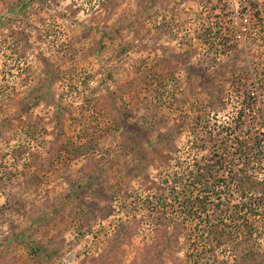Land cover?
<instances>
[{
  "label": "rangeland",
  "instance_id": "1",
  "mask_svg": "<svg viewBox=\"0 0 264 264\" xmlns=\"http://www.w3.org/2000/svg\"><path fill=\"white\" fill-rule=\"evenodd\" d=\"M0 264H264V0H0Z\"/></svg>",
  "mask_w": 264,
  "mask_h": 264
},
{
  "label": "trees",
  "instance_id": "2",
  "mask_svg": "<svg viewBox=\"0 0 264 264\" xmlns=\"http://www.w3.org/2000/svg\"><path fill=\"white\" fill-rule=\"evenodd\" d=\"M216 154H218V153H216ZM214 163H215L214 166L213 165L210 166V165L206 164L207 166H205V168H204L205 172L203 174H198V175L195 174V175L188 176V177L187 176L182 177V175H180L179 177H177V176L173 177V180H172L173 182L170 186V191L174 192V194H176L173 196V206H172L173 208L175 207V209H177V210H181L182 208L185 209L187 207V203L190 205L188 207V209H191V207L192 208L194 207L195 200L197 201L199 197H196V198H194V201H191V198L188 197V200H187V198H185V196H183V200H181L179 195L185 194L186 190L189 188L197 189L196 187H199L198 189H200L201 187H205V189H207V188H209V186L210 187L213 186L212 182H210L212 180L209 177L211 167H219V166L222 167L224 165L221 158H220V160H218V159L215 160ZM216 181L217 180L214 178L213 182H216ZM252 181L253 180L250 178H241V179L238 178L237 179V178H232V177L229 179L223 180V182L225 183V187H228V188L230 185H233L235 182H236V184L241 185V186L243 184H247L249 182L248 187H251L253 184H255V182L252 183ZM157 202L159 203L160 208L165 206V202H163V200H160V198H159V201H157ZM200 202L201 201H199L198 203H200ZM235 221H236V218L231 213L227 214L226 218L221 220L222 223L229 222V224H231V225L232 224L234 225ZM203 233H204V231L201 234H203ZM227 233L228 234L224 233L223 231L217 232V230H214L211 232V234L214 235L215 239L219 243L223 240L224 237L229 236V235L232 236L231 231H229ZM208 235H210V234L208 233Z\"/></svg>",
  "mask_w": 264,
  "mask_h": 264
}]
</instances>
